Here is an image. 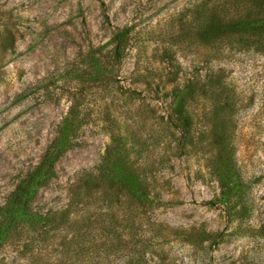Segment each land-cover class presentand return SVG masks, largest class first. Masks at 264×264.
<instances>
[{
	"label": "rangeland",
	"instance_id": "1",
	"mask_svg": "<svg viewBox=\"0 0 264 264\" xmlns=\"http://www.w3.org/2000/svg\"><path fill=\"white\" fill-rule=\"evenodd\" d=\"M257 10L0 0V207L69 138L0 264H264V52L238 42Z\"/></svg>",
	"mask_w": 264,
	"mask_h": 264
},
{
	"label": "trees",
	"instance_id": "2",
	"mask_svg": "<svg viewBox=\"0 0 264 264\" xmlns=\"http://www.w3.org/2000/svg\"><path fill=\"white\" fill-rule=\"evenodd\" d=\"M257 4V17L252 19L251 23L240 22L238 26L244 29L247 35L240 38L239 43H244L250 48L257 51L264 52V0H250ZM127 31H120L113 33L110 38L111 49L109 57L112 64H118L125 56L127 45ZM66 121L73 111L70 108ZM68 124L64 123L59 131L58 136L46 148L39 164L26 176V178L17 186L15 192L11 195L7 203L0 207V236L5 229L13 223L18 215L27 219H32L34 216L29 208L30 201L34 189L40 184L48 180L54 174V164L62 151L69 145V138L67 135ZM22 205V207H20Z\"/></svg>",
	"mask_w": 264,
	"mask_h": 264
}]
</instances>
